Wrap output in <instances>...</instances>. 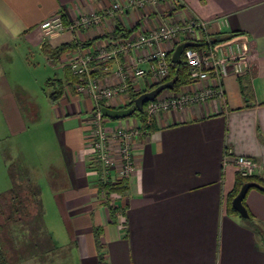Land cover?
I'll return each mask as SVG.
<instances>
[{"label": "crops", "instance_id": "1", "mask_svg": "<svg viewBox=\"0 0 264 264\" xmlns=\"http://www.w3.org/2000/svg\"><path fill=\"white\" fill-rule=\"evenodd\" d=\"M113 1L128 0H0V46L8 48L10 42L22 40L29 50L36 47L50 61L43 50L46 40L53 48L69 42L100 44L99 37L110 35L120 24L117 18L70 31L59 40L44 37L41 24L59 14L69 26L82 15L101 14ZM179 2L182 17L206 21L218 37L234 35L252 44L255 57L250 70L225 80L221 100L156 116L149 135L134 140V170L126 181L127 190L111 193L107 201L98 187L101 168L91 164L85 137L88 116L96 104L77 92L52 98L51 140L42 136L39 148L48 170L31 167L33 158L25 156L24 176L37 185L44 208L46 255L43 262L36 259L34 264H264V193L248 191L245 206L251 218L232 213L229 199L238 171L226 162L229 155L246 156L264 168V0ZM177 13L169 2L149 5L130 11L129 28L150 31ZM164 48L171 50L170 45ZM125 58L119 57L112 67ZM101 82L112 86L118 79L101 75ZM0 83L5 89L0 104L6 121L12 134L23 135L28 130L25 101L10 92L4 77ZM153 84L150 78L140 79L137 91ZM187 88L166 90L162 96ZM127 97L129 93L106 105L123 107ZM111 121L108 127L114 125ZM136 121L129 118L119 124L130 129ZM114 203L119 209L112 214ZM34 245L41 251L39 244ZM24 252L26 258L36 257Z\"/></svg>", "mask_w": 264, "mask_h": 264}, {"label": "built area", "instance_id": "2", "mask_svg": "<svg viewBox=\"0 0 264 264\" xmlns=\"http://www.w3.org/2000/svg\"><path fill=\"white\" fill-rule=\"evenodd\" d=\"M161 2L174 4V0L113 1L101 14L82 15L69 26L64 23L62 15H55L41 24V30L50 37L59 36L66 31L101 25L109 17L117 18L122 27L130 29V11L156 6ZM174 6L178 12L176 16L166 17L150 31L142 29L125 38L102 40L100 44L78 48L66 55L63 58L64 66L70 67L80 77L76 92L87 95L97 106L128 94L129 88L137 91L138 81L145 77L159 83L170 74L169 54L177 44L187 43L181 58L189 69V88L167 96L161 93L150 101L147 105V123L150 124L156 116L169 110H183L196 103L221 100L225 94V80L230 76L240 77L250 70L249 53L253 52V46L233 36L223 40L225 37L213 34L206 21L197 17H182V8L176 9ZM189 44H193V47H189ZM164 45H170L171 50L164 48ZM131 53L136 55L134 59H131ZM119 57L127 58L113 68V63ZM101 75L116 76L118 82L112 86L103 85ZM108 121L101 110L95 109L88 116L85 137L91 163L95 162L101 168L100 181L116 184L131 177L135 161L134 140L149 135V130L143 128L138 120L130 129L120 124L108 127ZM115 151H118L120 159L118 166L114 165ZM226 162H231L244 178L260 176L264 171L258 161L246 156L229 155ZM107 195L103 191V197Z\"/></svg>", "mask_w": 264, "mask_h": 264}, {"label": "rangeland", "instance_id": "3", "mask_svg": "<svg viewBox=\"0 0 264 264\" xmlns=\"http://www.w3.org/2000/svg\"><path fill=\"white\" fill-rule=\"evenodd\" d=\"M44 37H50L47 32L41 30ZM70 31L61 33L59 36H51L53 40L62 39ZM54 37V38H53ZM22 40L10 42V47L0 46V78L3 77L7 80L10 92L24 100L26 111L24 113L28 130L25 134L16 136L12 134L11 127L6 121V113L0 104V204L3 203V196L11 188V179L9 168L13 165L23 180L26 164L28 161L25 156L32 157L33 164L31 167H43L42 160L40 159L41 151L40 142L42 136L48 141L51 140V115L52 109V94L58 87L56 79L66 80V71L61 65L53 60H48L41 51L36 47L30 50L23 43ZM255 56L249 53V65ZM53 61V62H51ZM0 83V101L5 99V89ZM59 101V100H58ZM60 102V101H59ZM23 104V103H22ZM107 119V118H106ZM111 121L110 119H107ZM122 120L111 121L114 125H118ZM53 142V141H52ZM49 143L48 146H50ZM48 147V154H51ZM90 154V151H89ZM31 161V162H32ZM42 171L48 170L47 168L41 169ZM40 170V171H41ZM34 227V230L29 234L25 229L26 236L23 235L24 242L28 235L31 238L39 239L41 251L37 249L31 250L28 255L36 254L35 258H26L25 249L20 248L12 250L10 246L16 247V243L9 241L5 242L6 247L16 254L20 253L19 257L10 256L9 264H34V260L43 262V256L46 255V246L42 238L45 237L43 231V224ZM7 241V240H6ZM29 247V246H28ZM39 257V258H38Z\"/></svg>", "mask_w": 264, "mask_h": 264}, {"label": "trees", "instance_id": "4", "mask_svg": "<svg viewBox=\"0 0 264 264\" xmlns=\"http://www.w3.org/2000/svg\"><path fill=\"white\" fill-rule=\"evenodd\" d=\"M174 4L176 5V9L182 8L179 2V0H174ZM63 21L65 24H67L66 19L64 16H62ZM134 30V29H133ZM133 30L126 29L122 27L120 24L116 25V29L111 33L110 35H102L99 37L101 40L106 39H112L117 40L120 38L128 37L130 34L133 33ZM232 37V36H231ZM234 37V35H233ZM230 38V37H229ZM227 39V37L223 38ZM96 40V39H95ZM94 41V40H93ZM93 41H87L85 43H64L57 47H52L50 43L46 40L43 44V50L48 53L49 58L53 60L55 63L63 65V68L66 71L67 77L66 80L62 79H56V82H58V87L55 89V92L51 95L52 98L55 100L63 95L64 92L67 93H73L76 92V84L80 81V77L75 75L70 67L64 66L63 64V58L66 57V55L74 52L78 48H87L89 46H92L94 44ZM178 44L175 46V48L172 50V52L169 54V60L171 62L170 65V74L165 79L162 80L159 83L153 84L149 89H146L144 91H134L133 88H129V99H127V104L120 108H115L117 110H127L132 109V113L125 117V118H112V117H106L107 119H110L112 121L116 120H125L129 118H136L142 125L143 128H146L150 131L151 123H147V117H148V111H147V105L150 103H146L143 107V109L139 110L135 105V100L144 92L151 91L155 88H157L160 85L166 84V83H172V87L168 89V91L177 92L181 87L187 86L190 83L189 78V69L186 66L184 59L181 58L180 63H173L172 62V56L177 48ZM189 47H193V44H189ZM243 94L246 95V93L249 91V87L246 85L242 88ZM166 91V90H165ZM103 107H108L104 103L98 104L95 109L101 110ZM113 109V108H112ZM95 165H99L95 162L91 163ZM10 173V179H11V188L8 190V192L3 196V203L0 204V211L1 215L3 216V223L0 224V264H9L10 256H16L19 257L18 254L11 252L9 253V249L6 247L5 242L9 243V241H12L13 243H16V247L13 245L10 246L12 250L17 249L19 246L20 248H24L26 251L30 252L34 249L35 245L39 243V239L37 238H31L29 235L26 238V241L23 243L24 238L23 235L26 236L25 229H27L28 234L34 230V227L40 226L39 224H43L42 218L44 216V208L41 202L40 198V191L38 190L37 185L30 180L29 177L24 176V179L22 180L16 170V167L13 165L9 168ZM246 182H253L258 184V188H252L257 189L260 192L264 193V174L262 176H253L249 178H244L238 173V180L236 183V188L234 192L230 195L229 199V208L232 213L239 214L237 210H235L232 207V201L233 199L238 195L241 187ZM99 190L106 191L107 194L116 193V194H124L127 190V182L121 181L120 183H107L104 184L103 182L99 183ZM107 195L108 200L109 196ZM245 205V200L243 201ZM118 207L115 205L111 207L112 214L117 213ZM251 218V215L250 217ZM44 231V228H43ZM7 240V241H6ZM29 246V247H28ZM103 260V256L100 255V261Z\"/></svg>", "mask_w": 264, "mask_h": 264}, {"label": "water", "instance_id": "5", "mask_svg": "<svg viewBox=\"0 0 264 264\" xmlns=\"http://www.w3.org/2000/svg\"><path fill=\"white\" fill-rule=\"evenodd\" d=\"M187 46V43H182L177 46L173 56H172V62L177 64L181 62V54L183 49ZM172 87V83H166L163 85L158 86L157 88L147 91L142 93L136 100H135V105L136 107L141 110L143 109L144 105L150 101H154L163 91L168 90ZM101 112L103 113L104 116L106 117H112V118H125L129 116L132 113V109H127V110H117V109H111L108 107H103L101 109ZM251 188H258L257 183L253 182H246L244 185L241 187L238 195L233 199L232 205L235 210L239 212V214L243 218H249V213L244 205L243 201L246 198V195L248 191Z\"/></svg>", "mask_w": 264, "mask_h": 264}]
</instances>
